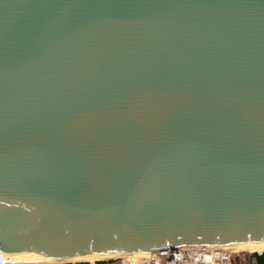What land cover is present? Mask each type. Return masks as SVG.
Listing matches in <instances>:
<instances>
[{"label": "water", "instance_id": "obj_1", "mask_svg": "<svg viewBox=\"0 0 264 264\" xmlns=\"http://www.w3.org/2000/svg\"><path fill=\"white\" fill-rule=\"evenodd\" d=\"M248 242L264 0H0V253Z\"/></svg>", "mask_w": 264, "mask_h": 264}, {"label": "built area", "instance_id": "obj_2", "mask_svg": "<svg viewBox=\"0 0 264 264\" xmlns=\"http://www.w3.org/2000/svg\"><path fill=\"white\" fill-rule=\"evenodd\" d=\"M5 257V254L0 253V264H9ZM117 258L126 259L129 256ZM139 260H147L148 264H231L230 255L221 246H184L159 249L148 253V258Z\"/></svg>", "mask_w": 264, "mask_h": 264}, {"label": "bare ground", "instance_id": "obj_3", "mask_svg": "<svg viewBox=\"0 0 264 264\" xmlns=\"http://www.w3.org/2000/svg\"><path fill=\"white\" fill-rule=\"evenodd\" d=\"M225 251H231L233 253L239 252H248V253H258L261 254L264 252V242H248L241 243L229 246H221ZM114 256H90L84 258H77L70 260L71 261H102L103 259H112ZM131 259H145L148 258V254H136L129 256ZM7 263L9 264H36V263H44V262H59L50 259H46L34 253H23V254H14V255H6L5 257Z\"/></svg>", "mask_w": 264, "mask_h": 264}, {"label": "rangeland", "instance_id": "obj_4", "mask_svg": "<svg viewBox=\"0 0 264 264\" xmlns=\"http://www.w3.org/2000/svg\"><path fill=\"white\" fill-rule=\"evenodd\" d=\"M227 254L230 255L231 258V264H256L254 259H251V253L248 252H239V253H233L231 251H226ZM123 259V258H122ZM120 259V261L125 264H148L149 262L147 260H139V259H131V258H126V259ZM105 260V259H103ZM102 260V261H103ZM101 261V260H100ZM80 262H86L88 264H96L98 261H71V262H44V263H36V264H69V263H80Z\"/></svg>", "mask_w": 264, "mask_h": 264}, {"label": "trees", "instance_id": "obj_5", "mask_svg": "<svg viewBox=\"0 0 264 264\" xmlns=\"http://www.w3.org/2000/svg\"><path fill=\"white\" fill-rule=\"evenodd\" d=\"M69 264H88V263L80 262V263H69ZM96 264H122V262L118 258H116V259L112 258V259H107V260H103V261H98Z\"/></svg>", "mask_w": 264, "mask_h": 264}, {"label": "snow or ice", "instance_id": "obj_6", "mask_svg": "<svg viewBox=\"0 0 264 264\" xmlns=\"http://www.w3.org/2000/svg\"><path fill=\"white\" fill-rule=\"evenodd\" d=\"M7 250V249H6Z\"/></svg>", "mask_w": 264, "mask_h": 264}]
</instances>
